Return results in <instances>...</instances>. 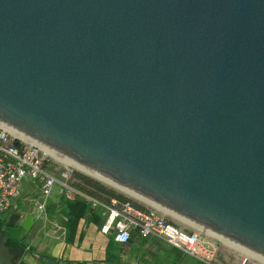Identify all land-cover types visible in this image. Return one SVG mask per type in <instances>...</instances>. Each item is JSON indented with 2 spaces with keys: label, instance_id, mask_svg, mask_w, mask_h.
I'll use <instances>...</instances> for the list:
<instances>
[{
  "label": "water",
  "instance_id": "95a60500",
  "mask_svg": "<svg viewBox=\"0 0 264 264\" xmlns=\"http://www.w3.org/2000/svg\"><path fill=\"white\" fill-rule=\"evenodd\" d=\"M0 123L264 263V0H0Z\"/></svg>",
  "mask_w": 264,
  "mask_h": 264
},
{
  "label": "crops",
  "instance_id": "0c3cea01",
  "mask_svg": "<svg viewBox=\"0 0 264 264\" xmlns=\"http://www.w3.org/2000/svg\"><path fill=\"white\" fill-rule=\"evenodd\" d=\"M42 201L44 210L37 214ZM93 209L78 215V206L65 199L58 182L44 199L37 181L23 179L20 195L0 214V264H181L180 259L185 264L201 263L154 235L143 237L132 231L127 242H116L100 228V209ZM29 213L34 219L23 239L6 240L5 228L12 227L8 219L16 217L18 223ZM176 249L181 251L179 257Z\"/></svg>",
  "mask_w": 264,
  "mask_h": 264
},
{
  "label": "built area",
  "instance_id": "2783aa9c",
  "mask_svg": "<svg viewBox=\"0 0 264 264\" xmlns=\"http://www.w3.org/2000/svg\"><path fill=\"white\" fill-rule=\"evenodd\" d=\"M52 157L46 147L23 140L0 123V214L10 206L13 198L20 195L23 179L37 180L44 199L58 182L66 197L79 195L91 207H98L103 216L101 230L111 234L120 244L127 242L131 232L135 231L143 237L158 236L204 264H264L228 244L227 254L220 258L217 238L196 227L187 229L170 221L163 211L145 200H137L142 203L139 206L129 198L110 196L101 199L83 191L70 181L73 165L60 170L57 159H53L54 164L50 162ZM43 210L44 201L38 203L37 214Z\"/></svg>",
  "mask_w": 264,
  "mask_h": 264
},
{
  "label": "rangeland",
  "instance_id": "374dc122",
  "mask_svg": "<svg viewBox=\"0 0 264 264\" xmlns=\"http://www.w3.org/2000/svg\"><path fill=\"white\" fill-rule=\"evenodd\" d=\"M16 134H18L23 140H26V141H30V142H34L33 140H31V139H29V138H27V137H25V136H23V135H21V134H19V133H17V132H15ZM36 143V142H35ZM56 155L55 154H53V157L52 158H49V160H50V162L51 163H53L54 164V161H53V159H57L58 161L57 162H59V164H60V170H65L66 169V166L67 165H69L70 166V164H68L66 161H64L63 159H61V158H59V157H55ZM56 165V164H55ZM59 166V165H58ZM74 171H73V173H72V175H71V177H70V181L72 182L73 181V183H74V185H77L78 186V183H79V181H78V179H77V177L76 176H74V172H80V173H82V174H85L86 176H90L91 178H93L94 180H96L99 184H101L103 187H105V188H108V189H111V190H113L114 192H116V193H118V194H120V195H122V196H127V198H129V199H131V200H133L134 202L136 201V200H143V199H141V198H139V197H137V196H135V195H133V194H130V193H128V192H126V191H123V190H121V189H119V188H117V187H115L114 185H111V184H109V183H107V182H105V181H103V180H101V179H99V178H97V177H95V176H93V175H91V174H89V173H87V172H85V171H83V170H81V169H79L78 167H75V166H73V168H72ZM31 180H34V179H31ZM23 181V180H22ZM35 181H37V180H35ZM38 182V181H37ZM80 185H82V183H80ZM87 189H89L90 190V187H86ZM87 191V190H86ZM87 192H89V191H87ZM89 193H91V194H93V195H95V196H97V197H99V198H101V199H107L108 198V195L105 193V194H99V193H97V194H94V193H92V192H89ZM158 209L162 212H164L165 214H164V216L166 217V218H168L170 221H172V222H174V223H177V224H180V225H182L183 227H185V228H187V229H192V228H195L193 225H191V224H189V223H187V222H185V221H183V220H181V219H179V218H177L176 216H174V215H172V214H170V213H168V212H166V211H164V210H162L161 208H159L158 207ZM8 228H5V229H7V231H5V233H4V235H6V234H8L9 233V231H10V229H12V227H9V226H7ZM218 243H219V248H220V252H219V255L221 256V257H223L225 254H227V252H228V250H227V244L225 243V242H223V241H221V240H219L218 239ZM181 251H179L178 249H176V252H175V255H176V257H179V253H180ZM186 257H189L188 255H185ZM234 259H235V257H234ZM180 263L181 264H185V262L183 261V259H180ZM199 264H203V263H199Z\"/></svg>",
  "mask_w": 264,
  "mask_h": 264
},
{
  "label": "trees",
  "instance_id": "16d2710c",
  "mask_svg": "<svg viewBox=\"0 0 264 264\" xmlns=\"http://www.w3.org/2000/svg\"><path fill=\"white\" fill-rule=\"evenodd\" d=\"M74 176H76L78 181H79L78 186L77 185L76 186L79 187L80 189H82L83 191L87 190V191L92 192L94 194H97V193L105 194L106 193L108 195V197L115 196L118 198H127V196H122V195L114 192L111 189L103 187L101 184H99L96 180H94L90 176H86L85 174H82V173L77 172V171L74 172ZM80 183H82V185H80ZM86 187H90V190L87 189ZM64 197L67 201L71 200L72 204H76L78 206V213H77L78 215H81L86 210H94L93 209L94 207H91L88 204V202L83 197H81L79 195H76L73 198H68L65 195H64ZM135 203L139 204V206L142 205V203L138 202L137 200L135 201ZM9 219L7 221V224L11 225L12 229L9 231L8 234H6V237H7L6 240L11 241V242L21 241L23 238L21 240H15L12 238V232H13L15 226L17 225V218L16 217H14V218L10 217ZM0 225H2V224H0Z\"/></svg>",
  "mask_w": 264,
  "mask_h": 264
},
{
  "label": "bare ground",
  "instance_id": "6f19581e",
  "mask_svg": "<svg viewBox=\"0 0 264 264\" xmlns=\"http://www.w3.org/2000/svg\"><path fill=\"white\" fill-rule=\"evenodd\" d=\"M46 149H47L49 152H51V154H55L57 157L63 159V160L66 161L67 163H69V164H71V165H73V166H75V167H78L79 169H81V170H83V171H85V172H87V173H89V174H91V175H93V176H95V177H97V178H99V179H101V180H103V181H105V182L111 184V185H114L115 187H117V188H119V189H121V190H123V191H126V192L130 193L129 191H127V190H125V189H123V188H121V187H119V186L113 184L112 182H110V181H108V180H106V179H104V178L98 176L97 174H95V173H93V172H91V171H89V170H87V169L81 167L80 165H78V164H76V163H74V162H72V161L66 159L65 157H63V156H61V155H59V154H57V153H55V152L49 150L48 148H46ZM56 156H55V157H56ZM130 194H132V193H130ZM133 195H134V194H133ZM135 196H136V195H135ZM137 197H138V196H137ZM139 198H140V197H139ZM143 200H144V199H143ZM260 263H262V262H260Z\"/></svg>",
  "mask_w": 264,
  "mask_h": 264
}]
</instances>
